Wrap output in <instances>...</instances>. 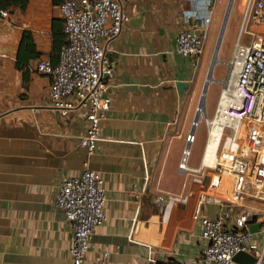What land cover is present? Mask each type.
<instances>
[{"label": "crops", "instance_id": "0c3cea01", "mask_svg": "<svg viewBox=\"0 0 264 264\" xmlns=\"http://www.w3.org/2000/svg\"><path fill=\"white\" fill-rule=\"evenodd\" d=\"M122 1L129 22L117 37L101 39L113 63L112 102L90 154L79 143L85 112L50 110V76L35 70L39 60L56 63L59 41H66L59 4L30 0L0 24L6 54L0 56V264H72V231L54 197L61 180L80 174L85 162L102 175L107 197L106 219L95 229L85 264H148L150 250L159 264H199L204 241L194 207L208 176L183 173L178 162L229 0H210L209 38L195 59L176 52L175 38L196 23H185L183 11L204 0ZM233 6L224 29L232 46L241 24V18L233 22L240 13ZM24 30L40 52L28 61L25 84L14 64ZM181 139L182 146H172ZM246 205L259 211L254 223H264V204ZM218 208L206 200L198 215L214 217ZM252 238L264 248L262 226Z\"/></svg>", "mask_w": 264, "mask_h": 264}, {"label": "built area", "instance_id": "2783aa9c", "mask_svg": "<svg viewBox=\"0 0 264 264\" xmlns=\"http://www.w3.org/2000/svg\"><path fill=\"white\" fill-rule=\"evenodd\" d=\"M251 1H232L233 8L243 6V16L227 62L226 77L212 116H203L201 109L196 108L197 119L191 123L178 162L183 173L201 177L208 172L207 185L194 207V218L204 241L199 264H239L233 259L238 252L254 255V264H264V248L253 240L247 228L259 212L248 207L247 201L264 204V34L244 28ZM203 4L182 13L185 23L196 22L192 29H183L176 35L175 49L183 57L204 53L210 33V0ZM59 12L66 41L58 51L56 63L42 59L35 70L50 76V110L60 116L75 110L85 112L87 125L79 143L90 154L102 139L100 121L112 102L109 91L113 63L101 39L117 37L130 16L122 0H62ZM8 17V10H0V24ZM244 33L249 35L247 43L241 41ZM201 120L207 128L203 147L208 145L213 132L218 134L211 163H206L203 147L199 150L197 146L196 129ZM84 164L80 174L61 180L54 197V204L61 209L72 231V264H85L95 229L106 219L104 179L87 162ZM206 200L219 206L214 217L198 215ZM261 226L264 231V223ZM148 262L159 264L151 250Z\"/></svg>", "mask_w": 264, "mask_h": 264}, {"label": "rangeland", "instance_id": "374dc122", "mask_svg": "<svg viewBox=\"0 0 264 264\" xmlns=\"http://www.w3.org/2000/svg\"><path fill=\"white\" fill-rule=\"evenodd\" d=\"M235 1V0H234ZM239 1V0H236ZM238 10L240 11L239 13V17H235L233 22L236 21V19H240L242 20V10H243V6L240 4L238 6ZM244 28H246L247 30H252L258 33H262L264 34V0H252L251 1V5L249 7V10L247 12V16L245 19V24H244ZM228 31L229 28H226V31L222 37V41L220 44V48L217 54V59L215 61V64L213 66L212 72H211V77H210V82L208 84V88L206 90L205 93V97H204V101H203V105L200 106L201 107V114L203 116H208L211 117L213 114V111L215 109L216 103H217V96L219 94V91L222 87V83L221 80L225 77V75L227 74L228 71V63L226 61H224L225 58L229 57V54L231 53V50L233 48L232 43H228L227 39H228ZM219 34V33H218ZM218 37V35H217ZM217 37L216 39L212 42L211 44V48H210V52L209 55L207 57V62H206V66H205V70L203 73V76H207V71L209 69V65L211 62V59L213 57V51L216 45V41H217ZM249 40V35H247L246 33H244L242 35L241 41L243 43H247ZM226 56V57H225ZM204 85V84H203ZM203 85H200L198 88V95L195 99V108L198 107L199 102H200V97H201V92L203 89ZM201 118H198V122ZM196 133H197V146H199V150L203 147L204 143H205V139L207 136V128L204 124V121L201 120L200 123L197 126L196 129ZM182 146L183 145V140H174V142L172 143V146ZM202 150H204V147ZM197 154L200 155V151H198L197 149ZM208 174V172L206 171V175ZM207 177H205L203 183H205V186L207 185Z\"/></svg>", "mask_w": 264, "mask_h": 264}, {"label": "trees", "instance_id": "16d2710c", "mask_svg": "<svg viewBox=\"0 0 264 264\" xmlns=\"http://www.w3.org/2000/svg\"><path fill=\"white\" fill-rule=\"evenodd\" d=\"M30 0H0V10H8L10 13L14 12L15 9H19L20 11L25 10ZM62 0H52L53 4H60ZM64 40H60L58 47L56 48L57 54L64 43ZM55 47V43H54ZM40 56V52L36 50L35 44L33 42L30 31L24 30L22 32L15 59V68L19 70L22 74V80L25 84L28 80V61L30 59H35Z\"/></svg>", "mask_w": 264, "mask_h": 264}, {"label": "water", "instance_id": "95a60500", "mask_svg": "<svg viewBox=\"0 0 264 264\" xmlns=\"http://www.w3.org/2000/svg\"><path fill=\"white\" fill-rule=\"evenodd\" d=\"M232 1L233 0H229L228 1L225 17H224L223 23L221 25V28L219 30V34H218V37H217L216 45H215V48H214V51H213V57L211 59V62H210V65H209V69L207 71V76H206L205 81H204V85H203V89H202L201 97H200V102H199V105H198L197 109H200L201 102L204 101L205 93H206V90L208 88V84L210 82L211 72H212L213 66L215 64L214 56H215V54H218V51H219V48H220V44H221L222 37H223V34H224V29H225L226 22H227L229 13H230V8H231ZM195 58L196 57L193 56V59H195ZM177 86L179 88L187 87V85L184 82H182V81H178ZM194 119L195 120L197 119V114L195 115ZM261 225H262V221H259V222H256V223L248 224L247 228H248V230L251 233H254V232H257L260 229ZM233 259L236 262H238L239 264H254L255 261H256V258L254 257V255L246 253V252H238V253H236L234 255Z\"/></svg>", "mask_w": 264, "mask_h": 264}, {"label": "bare ground", "instance_id": "6f19581e", "mask_svg": "<svg viewBox=\"0 0 264 264\" xmlns=\"http://www.w3.org/2000/svg\"><path fill=\"white\" fill-rule=\"evenodd\" d=\"M232 9V6L230 8V11ZM217 59V54H215L214 56V61H216ZM203 105V101L201 102V106ZM201 109V107H200ZM217 138H218V134L213 132V135L210 137L209 141H208V145L204 148V152H205V156L204 159L206 161V163H211L213 161V152L215 151L216 148V144H217ZM203 152V154H204Z\"/></svg>", "mask_w": 264, "mask_h": 264}]
</instances>
